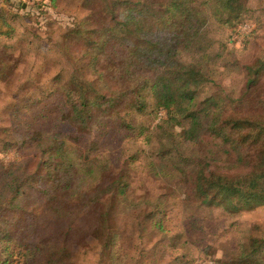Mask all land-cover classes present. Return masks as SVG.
<instances>
[{"label": "trees", "instance_id": "obj_1", "mask_svg": "<svg viewBox=\"0 0 264 264\" xmlns=\"http://www.w3.org/2000/svg\"><path fill=\"white\" fill-rule=\"evenodd\" d=\"M96 1L107 16H83L68 31L75 40L66 32L60 44L72 61L74 48L85 45L80 55L93 76L76 62L61 86L64 99L47 112L50 127L25 129L8 144L20 157L0 159V264H72L76 247L95 241L104 254L113 246V209L130 174L111 176L95 141L81 140L103 118L130 136L144 133L146 116L163 109L154 130L167 144L161 139L153 151L188 146L191 165L177 169L183 198L226 214L264 204V53L241 65L242 86L229 92L216 83L225 47H212L207 37L211 19L238 24L253 0ZM15 15L0 2V39L14 34L7 21ZM60 123L68 131H57ZM152 157L137 149L128 169ZM227 250L214 264H264V237L247 235Z\"/></svg>", "mask_w": 264, "mask_h": 264}, {"label": "rangeland", "instance_id": "obj_2", "mask_svg": "<svg viewBox=\"0 0 264 264\" xmlns=\"http://www.w3.org/2000/svg\"><path fill=\"white\" fill-rule=\"evenodd\" d=\"M0 2L17 14L7 21L14 27V34L0 39V159L10 161L20 156L8 144L25 129L40 123L50 127L48 117L52 114L47 112L52 103L64 99L61 86L76 62L85 67L86 78L93 76L92 65L80 55L85 45L73 47L72 61L60 46L64 35L83 16L107 14H100L105 3L96 0ZM250 6L252 13L238 24L224 26L211 19L207 25L209 44L225 47V59H220L216 69L220 72L216 83L233 93H238L242 86L241 65L261 58L264 53V0H253ZM0 28L6 30L1 22ZM68 40H75L69 32ZM227 64L230 68H225ZM164 112L160 109L149 119L146 116L149 127L144 133L135 129L130 136L122 131L118 134L117 125L108 117L93 127L88 137L81 135V140H90L89 144L95 141L96 154L105 161V170L111 176L127 169L130 186L123 201L113 209L112 221L118 234L111 250L103 254L95 241L89 248L75 246L72 264H214L247 235L264 237V204L245 207L239 214H226L183 198L177 169L191 165L188 146L160 155L153 151V147L158 149L161 139L167 144L161 133L154 130ZM56 130L64 133L68 126L60 123ZM137 149L153 152V161L128 169L129 156ZM153 163L156 171H164L156 175ZM110 255L118 257L116 263L109 260Z\"/></svg>", "mask_w": 264, "mask_h": 264}]
</instances>
